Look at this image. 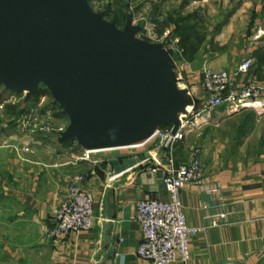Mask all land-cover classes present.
I'll list each match as a JSON object with an SVG mask.
<instances>
[{
	"label": "crops",
	"instance_id": "1",
	"mask_svg": "<svg viewBox=\"0 0 264 264\" xmlns=\"http://www.w3.org/2000/svg\"><path fill=\"white\" fill-rule=\"evenodd\" d=\"M169 1L161 0L163 4ZM176 3L182 8L176 16H192L191 25L198 24L205 36L198 53L182 65L187 79L182 90L191 86L202 102L206 99L204 68L233 74L244 60H253L252 69L239 76L238 83H257L264 97V37L253 42L258 29L264 27V0ZM163 15L168 19L173 14L168 9ZM166 29L175 33L174 25ZM41 101L33 97L26 108ZM15 106L20 112L24 102ZM217 113L226 115L225 122L236 115L225 107ZM236 113L245 117L240 146L245 154L239 159L219 151L209 154L204 145L192 144V137L201 135L202 128L176 149L181 164L191 160L193 149L200 146L206 171L205 191L188 184L181 195L188 225L208 227L190 242L189 264H264V113L253 109ZM40 114L46 117L48 111L40 110ZM22 115H12L13 122L6 124L8 116L0 112V264H151L137 256L143 236L135 222L136 203L150 198L166 202L163 178L153 174L146 163L118 174L113 166L118 155L100 153L86 160L85 150L76 142L63 143L61 133L38 136L33 143L20 126ZM257 131L259 140L253 144L249 136ZM28 145L33 152L22 153ZM155 146L156 142H150L141 152ZM111 175L116 179L111 181ZM76 177L85 178L83 190L95 197L94 228L56 242L47 240L55 226V211ZM221 214L228 215L229 226L211 227Z\"/></svg>",
	"mask_w": 264,
	"mask_h": 264
},
{
	"label": "water",
	"instance_id": "2",
	"mask_svg": "<svg viewBox=\"0 0 264 264\" xmlns=\"http://www.w3.org/2000/svg\"><path fill=\"white\" fill-rule=\"evenodd\" d=\"M140 31H121L86 0H0V86L26 94L24 109L46 87L70 121L63 143L88 152L143 146L162 128L175 133L202 102L177 86L166 51L139 40ZM147 158L113 166L120 174Z\"/></svg>",
	"mask_w": 264,
	"mask_h": 264
},
{
	"label": "built area",
	"instance_id": "3",
	"mask_svg": "<svg viewBox=\"0 0 264 264\" xmlns=\"http://www.w3.org/2000/svg\"><path fill=\"white\" fill-rule=\"evenodd\" d=\"M149 26V27H147ZM141 36L150 42L165 43L169 51L182 55L179 48V38L172 29H166L161 36L157 35L155 27L147 25ZM264 37V27H260L253 37V42ZM253 66V60H244L237 66L233 74L227 71H214L204 68L202 72V87L206 99L202 107L195 113L191 109L180 118L178 130L174 133L173 127H165L155 132L150 142L156 146L147 152H137L143 146L126 147L115 150L84 152L83 158L88 160L94 154L107 152H131L119 155V158H139L144 155L148 158L138 166L148 164L153 174H164V187L168 197L166 202L157 199H145L136 203L135 222L142 232V243L137 250V256L144 262L151 264H189L191 260L190 242L200 233H205L208 227L189 226L184 213L181 199L182 191L188 184L204 190L206 171L203 166L202 148L196 146L192 151L191 160L178 163L176 149L188 137L196 133L206 123L214 110L225 107L228 111L239 112L253 109L264 112L263 89L257 83L242 84L239 86L238 77L247 74ZM22 130L34 143L36 137L57 132L54 125L41 120L40 111L35 108H26L19 119ZM64 130L61 129L60 132ZM149 142V143H150ZM22 153H32L30 145L20 150ZM137 153H136V152ZM135 152V153H133ZM167 161L168 165H164ZM99 163V161H94ZM148 167V166H147ZM117 176L111 175L113 181ZM85 178L76 177L67 188L64 201L55 211V226L47 234V240L59 241L70 233L80 234L94 228L96 216L94 213L95 197L83 190ZM228 215L221 214L214 218L211 227L229 226ZM108 264V263H107Z\"/></svg>",
	"mask_w": 264,
	"mask_h": 264
},
{
	"label": "rangeland",
	"instance_id": "4",
	"mask_svg": "<svg viewBox=\"0 0 264 264\" xmlns=\"http://www.w3.org/2000/svg\"><path fill=\"white\" fill-rule=\"evenodd\" d=\"M86 2L93 12L102 14L105 20L110 23H115L117 28L121 31H124L130 24L134 27H140L141 31L137 35V38L139 40H146L148 42H150L149 39H147L145 36L143 37L140 35L141 32H144V29L147 25L154 26L157 35L161 36L163 33L161 34V31L158 30L157 25L161 26L166 19L164 15L162 17V11L166 13L169 9L172 14L176 16L178 10L182 9L180 8V6H178L179 4L176 3V0H170L168 4H163L161 0H86ZM150 43L159 46L161 45L166 51L165 53L163 52V55L166 56L168 63H173L174 68L178 70L179 80H177L175 83L177 84V86H179L180 89H182V85H186L187 79L184 73L185 70L184 68H182L184 61L181 59V56L169 51L165 43ZM191 89L192 87L188 85L185 89L186 96L194 99L196 97L193 95ZM39 91L46 92V95L41 96L40 99L42 101L37 104V106L31 108H35L37 110L39 109V111L47 110L48 114L46 115V117L41 116V120L53 124L57 132H60L61 129H63L65 132L70 124L68 117L64 115L62 109L54 103V99L46 87L40 86ZM0 94L4 98L2 100V103L0 104V112H2V114L3 112H6L8 117L4 118V121L6 122V124H10L13 122L12 120H14V117H12V115L15 114H8L7 107L9 105L15 106V104H23L26 94H17L11 92L7 93L2 89H0ZM47 107H49L50 109H48ZM231 112V114L236 115L231 116L229 120L225 122L224 120L226 118V115L223 113H217V110H214L211 117L207 119L208 121L201 127V135H199V133H196V135L192 137L191 143H195V145L200 144L202 147L204 145L206 149L209 150V154L219 151L220 153L225 154L228 157L239 159L243 154H245L244 149L242 150L240 147L241 141L243 140V138H241V124L245 117L243 118L242 116H237V113L234 111ZM62 114L63 117L60 118L59 116ZM254 118L255 117H253L252 120ZM63 133L61 132V134ZM261 133L263 135L262 130ZM258 136L259 134L257 131V133L254 132L253 134H251L249 136V139L253 142V144H256L259 140ZM141 150L143 149H140L137 152H141ZM130 153L131 152L121 151L107 152L105 154L109 156H119Z\"/></svg>",
	"mask_w": 264,
	"mask_h": 264
},
{
	"label": "trees",
	"instance_id": "5",
	"mask_svg": "<svg viewBox=\"0 0 264 264\" xmlns=\"http://www.w3.org/2000/svg\"><path fill=\"white\" fill-rule=\"evenodd\" d=\"M185 1V0H184ZM185 3V2H184ZM187 3V2H186ZM192 17V16H191ZM186 17L182 18L181 16L169 15L168 19H166L161 26L157 25L158 30L161 31V34L164 32L166 28L169 26H175V36L179 38V48L182 50L181 59L183 61H191L194 56L198 53L202 43L204 42L205 36L198 30V24L191 25L193 18ZM0 89H3L4 92L9 93L4 89L3 86H0ZM12 93V92H11ZM46 92L37 91L34 96V101L38 102L41 96H45ZM3 96L0 95V103H2ZM9 110H13L16 116L22 115L25 112V109L20 110L18 112V107L9 106L7 107ZM63 117V114L59 116Z\"/></svg>",
	"mask_w": 264,
	"mask_h": 264
},
{
	"label": "bare ground",
	"instance_id": "6",
	"mask_svg": "<svg viewBox=\"0 0 264 264\" xmlns=\"http://www.w3.org/2000/svg\"><path fill=\"white\" fill-rule=\"evenodd\" d=\"M165 71H168V69H165ZM188 111H189V109H188Z\"/></svg>",
	"mask_w": 264,
	"mask_h": 264
}]
</instances>
